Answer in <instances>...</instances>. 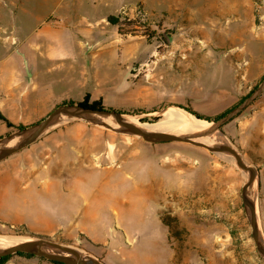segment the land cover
Segmentation results:
<instances>
[{
	"label": "rangeland",
	"instance_id": "1",
	"mask_svg": "<svg viewBox=\"0 0 264 264\" xmlns=\"http://www.w3.org/2000/svg\"><path fill=\"white\" fill-rule=\"evenodd\" d=\"M107 1H93L96 4L93 16L116 9L120 2ZM125 1L123 8L114 15L120 31L118 26L112 25L105 33V46L93 50L103 55L131 57L127 64H117L115 69L109 64L104 65L103 59L98 60L97 70L102 76L111 74L115 77L118 90L115 95L108 96L110 104L103 103L106 109L141 118L144 124L164 130H171L170 125L177 126L170 118L179 117L189 126L193 125L197 116L190 111L202 120L210 119L209 123L213 124L216 122L213 119L239 107L263 83L264 0ZM64 3L68 4L61 13L65 17H79L87 11L78 0H65ZM41 4L40 0H0V60L6 56L22 59L31 55L34 49L23 43L35 39L41 24L40 16L49 9V5ZM55 17L47 15L44 19L49 22ZM165 35L171 37L170 43ZM65 71L54 69L51 79L64 75ZM124 75L131 87L140 90L138 97L130 90V85H126ZM67 102L79 103H63ZM63 103L56 105L46 116ZM263 107L264 90L221 127L225 138H220L232 144L246 164L258 172L249 200L255 204L256 219L264 234ZM167 111L173 112L167 116ZM155 114L161 115L155 118ZM100 129L114 137L120 148L140 143L155 149L169 167L163 170L172 187L189 178V174L177 175V167L191 169L190 179L196 180L200 207L195 209L193 216L190 215V221L195 219L200 225V233L192 234L187 228L178 227L173 192L170 193L169 208L163 211L147 196L145 185L149 179L142 175L141 169L146 166L143 155L121 164L111 177H106L103 196L99 198L104 203H120L124 209L121 226L131 242V258L122 261L120 257L111 256L104 260L84 241L72 243L49 239L93 254L105 264H264L242 203L241 190L247 176L231 156L183 143L148 144L136 137ZM98 178L89 176L92 184H97ZM32 236L22 229L0 233L2 239L17 238L20 241L30 240ZM9 257L3 264H52L37 257L18 254Z\"/></svg>",
	"mask_w": 264,
	"mask_h": 264
},
{
	"label": "crops",
	"instance_id": "2",
	"mask_svg": "<svg viewBox=\"0 0 264 264\" xmlns=\"http://www.w3.org/2000/svg\"><path fill=\"white\" fill-rule=\"evenodd\" d=\"M40 1L41 5H49V9L40 16L35 39L23 43L34 49L31 55L22 59L6 56L0 60L3 66L0 68V115L12 125L8 127L0 120V142L10 138L18 128L37 123L56 105L82 102L86 94L91 96V101L110 104L108 96L118 91L116 80L111 74L101 75L97 70L98 60L103 59L104 65L114 69L115 65L131 60L130 56L93 51L105 46V33L112 28L108 18L123 8L125 0H120L116 9L97 17L93 16L95 0L87 3L78 0L87 10L79 17L61 14L68 5L63 4L65 0ZM47 15L58 18L47 22L44 19ZM73 20L76 22L70 24ZM73 60L76 61L71 63ZM57 68L65 69V74L51 79ZM126 85H130L127 79ZM130 90L137 97L140 94L131 85ZM155 152L151 146L140 143L120 148L114 137L84 121L47 133L0 162V233L22 229L38 237L72 243L84 241L104 260L111 256L128 260L133 253L121 226L124 209L120 203H104L99 198L103 196L106 177H111L121 164L143 155L146 166L140 169L149 179L145 185L147 196L163 211L169 208L173 192L178 227L187 228L192 234L200 233V225L195 219L190 221V215L200 207L196 180L190 179L191 169L177 167V175L189 174V178L172 187L163 170L169 167ZM94 175L99 177L97 184L90 182L89 176ZM261 185L264 186L263 179Z\"/></svg>",
	"mask_w": 264,
	"mask_h": 264
},
{
	"label": "water",
	"instance_id": "3",
	"mask_svg": "<svg viewBox=\"0 0 264 264\" xmlns=\"http://www.w3.org/2000/svg\"><path fill=\"white\" fill-rule=\"evenodd\" d=\"M165 39L167 43L171 42L169 35H165ZM263 90L264 81L244 103L211 126L203 124V122L210 124L209 121L196 118V122L190 126L189 131H186L187 134L153 131L144 128L141 118L112 110H93L78 105H61L44 119L17 131L6 141H1L0 145H6L0 150V162L30 146L47 133L78 121H84L90 126L104 128L116 134L136 137L148 144L183 143L205 149L211 153L227 154L234 159L236 166L247 176V181L241 190L242 203L257 252L264 259V234L256 219L255 204L249 200L250 191L258 180V172L254 167L246 164L242 154L232 144L220 138H225L220 130L221 127L249 106ZM160 115L155 114L154 116L156 118ZM15 254L30 255L61 264H105L93 254L38 236H32L30 240L0 246V259Z\"/></svg>",
	"mask_w": 264,
	"mask_h": 264
},
{
	"label": "trees",
	"instance_id": "4",
	"mask_svg": "<svg viewBox=\"0 0 264 264\" xmlns=\"http://www.w3.org/2000/svg\"><path fill=\"white\" fill-rule=\"evenodd\" d=\"M108 22L113 25V26H118L119 27V31H120V25L118 24V19L114 18V17H109L108 18ZM121 34V33H120ZM248 98V97H247ZM62 105H78V106H82L86 109H93V110H108L103 106V102L102 100H97V101H92L91 102V96L89 94H86L83 101L79 102V103H74V102H67V103H63ZM229 112L226 111L223 114L219 115L218 117H216L215 119H213L214 121H219L220 119H222L223 117H225ZM190 113L192 115L197 116V118L202 119L199 115L194 114L192 111H190ZM0 120L4 121L8 127H12V125L2 116L0 115ZM206 121H210V119H204ZM23 129V127L18 128V130ZM19 256H26L29 258H33V256L30 255H25V254H18ZM10 257H5V258H1L0 259V264H3L6 260H8ZM52 264H61V263H57V262H51Z\"/></svg>",
	"mask_w": 264,
	"mask_h": 264
},
{
	"label": "bare ground",
	"instance_id": "5",
	"mask_svg": "<svg viewBox=\"0 0 264 264\" xmlns=\"http://www.w3.org/2000/svg\"><path fill=\"white\" fill-rule=\"evenodd\" d=\"M232 45V44H231ZM172 109V108H171ZM176 109V108H175ZM173 111H167L166 112V114H167V116H169L171 113H172ZM179 112H180V110H179ZM182 112V111H181ZM187 115V114H186ZM191 118V117H190ZM194 119H196V118H194ZM170 120H172V122H173V124L174 125H177V126H173V125H170L169 126V128L172 130V131H174V132H184V131H189V129H190V126L187 124V123H185V122H183V120L184 119H182V118H170ZM177 121V123H174V122H176ZM195 122V121H194ZM181 123V124H180ZM203 124H205V125H209V126H211V124H208V123H205V122H203ZM181 125H184V126H181ZM144 126V128H147V129H150V130H153V131H157V132H168V131H171V130H164V129H161V128H158L157 126H155V125H150V124H144L143 125ZM189 127V128H188ZM192 133V135H194V133L193 132H191ZM5 145L6 144H3V145H0V150H2L3 148H5ZM7 238V237H6ZM4 239V240H3ZM3 239L2 238H0V246H2V245H5V244H8V243H12V242H19L20 240L19 239H17V238H7V239H5L4 237H3Z\"/></svg>",
	"mask_w": 264,
	"mask_h": 264
}]
</instances>
